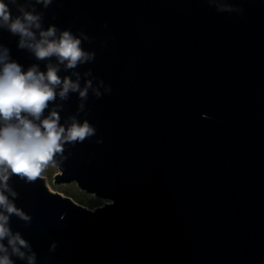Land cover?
I'll return each mask as SVG.
<instances>
[{"label": "water", "instance_id": "95a60500", "mask_svg": "<svg viewBox=\"0 0 264 264\" xmlns=\"http://www.w3.org/2000/svg\"><path fill=\"white\" fill-rule=\"evenodd\" d=\"M228 2L243 13L208 0L36 6L45 29L89 36L82 46L95 60L76 70L90 68L112 89L89 93L79 119L96 135L66 144L54 176L110 202L89 210L42 176L8 181L32 217L13 215L11 228L37 264H264V0ZM18 41L0 29L13 60L46 71ZM57 103L63 123L78 94Z\"/></svg>", "mask_w": 264, "mask_h": 264}, {"label": "clouds", "instance_id": "9594fccd", "mask_svg": "<svg viewBox=\"0 0 264 264\" xmlns=\"http://www.w3.org/2000/svg\"><path fill=\"white\" fill-rule=\"evenodd\" d=\"M52 3L53 0H0V29L19 37V49L46 62V71L38 63L25 70L11 58L10 50L0 45V264H16L13 257L26 264H37L31 243L11 228L13 215L25 224H30L32 217L16 207L18 193L9 185V179L17 176L34 182L49 166L55 167L66 158V144L75 146L95 136L96 128L87 118L79 119V114L86 111L90 92L100 99L112 91L90 68L82 74L76 70L94 62L96 57L94 51L82 46L84 41L90 42L87 34L81 31L77 35L54 24L43 27L44 14L36 6L47 9ZM208 3L221 13H243L242 8L228 0ZM61 70L70 75L61 76ZM73 93L78 94L77 113L61 123L63 103L57 101H67ZM56 248L57 243L52 242L49 251Z\"/></svg>", "mask_w": 264, "mask_h": 264}, {"label": "rangeland", "instance_id": "374dc122", "mask_svg": "<svg viewBox=\"0 0 264 264\" xmlns=\"http://www.w3.org/2000/svg\"><path fill=\"white\" fill-rule=\"evenodd\" d=\"M58 172L59 170L57 166H49L42 174L45 184L46 181H48L50 187L54 190V192L60 193L62 196L69 197L75 203L80 204L89 210H94L96 207H100L103 204L110 202L107 199L97 197L93 193H88L85 190H81L75 182L56 183L54 181V176Z\"/></svg>", "mask_w": 264, "mask_h": 264}, {"label": "bare ground", "instance_id": "6f19581e", "mask_svg": "<svg viewBox=\"0 0 264 264\" xmlns=\"http://www.w3.org/2000/svg\"><path fill=\"white\" fill-rule=\"evenodd\" d=\"M46 185H47V187H48V189H49L50 191H53V192H54V190L50 187L48 181H46Z\"/></svg>", "mask_w": 264, "mask_h": 264}]
</instances>
